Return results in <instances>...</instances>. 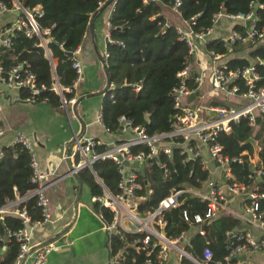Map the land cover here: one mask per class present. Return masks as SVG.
Returning a JSON list of instances; mask_svg holds the SVG:
<instances>
[{
    "label": "trees",
    "instance_id": "16d2710c",
    "mask_svg": "<svg viewBox=\"0 0 264 264\" xmlns=\"http://www.w3.org/2000/svg\"><path fill=\"white\" fill-rule=\"evenodd\" d=\"M0 1L11 9V0ZM14 1L29 11L37 8L41 12L40 16L35 17V22L40 32L48 31L44 38L49 40L46 45L49 59L45 57L43 49L39 46L38 38H26L22 31H14L10 48L0 49V65L4 70H9L11 67L22 64L19 76L33 75L35 85L40 89L39 94L34 97V104L45 103L51 108L62 105L60 96L51 90L55 83L54 78L66 104L72 98L78 99L80 97L76 94L78 87L76 91L71 90L72 83L76 79V72L72 68L74 57H69L67 54H72L78 49L84 37L89 34V18L107 0ZM173 1L112 0L93 20L92 32L94 22L103 11L112 6L108 19L110 42L107 41L105 44L107 57L104 55L100 57L110 87V91L101 95L100 109L101 124L108 134L118 133L117 119L120 116L131 120L133 126L143 128L148 136L168 133L175 122L177 114L172 108L170 91L178 86L176 75L191 64L192 58L188 56L184 43L178 41L174 25L169 24L167 28L163 26L167 7ZM179 1V19L187 22L193 33L206 32L211 25V17L218 13L246 15L252 12L251 6L256 2L261 8H257L253 14L255 29L257 32L264 29V0ZM192 18L193 20H190ZM234 30L242 32L244 28L236 26ZM241 48L242 46L238 44L232 47L234 50ZM207 49L218 55L226 56L227 54L223 43L218 40L207 43ZM248 57L251 61L254 58L264 59V45H253ZM247 65L246 60L237 59L229 60L226 64L228 70L242 69ZM255 68L257 74L263 77L264 67L255 65ZM185 84L193 89V77L187 79ZM257 86H264V80L259 81ZM135 87L139 88L137 92L134 91ZM65 89H69L70 92H65ZM18 93L20 100L29 96L27 89H20ZM262 133V129L254 133L245 120H240L237 124L231 125L229 134H219L216 141L222 148V154L228 158L237 157L242 152L250 156L254 151L249 144H246V141L252 139L260 148L259 143H264V138H261ZM104 150H106L105 146L95 147V152L99 153ZM145 150L141 146H136L131 149V152H145ZM177 152V149H172L171 160L165 161L168 171L165 178L156 165L164 161L160 155L147 160L142 172L137 173L139 189L134 195L145 197L143 202L137 204L138 213L151 212L172 188L194 187L199 189L200 184L207 180V173L200 169L197 161L181 163L183 157H179ZM0 153L2 154L0 158V209H2L14 203L16 199L26 197L34 187L30 183V157L26 149L20 145H11L0 148ZM256 156L263 160L264 150L258 151ZM78 162L79 156L76 154L74 163ZM116 170L117 166L110 161H95L91 165V171L85 169L77 174V178L81 185L88 189L91 199L102 197L103 189L117 196L119 190L116 185L118 181ZM230 171L238 182L250 185L253 183L256 193L264 196V168L260 181L247 180L248 166L246 163L233 164ZM147 190L151 191L150 195L146 193ZM90 204L103 223H111L112 214L108 209L97 202L91 201ZM257 204L258 211L263 214L264 218V198L259 199ZM12 209L18 212L24 211L30 222H41L35 197L22 201ZM204 212V204L186 195L179 200L178 207L162 214L166 237L174 238L180 232L188 231V228L193 225L194 218L202 217ZM183 213L186 214L188 222L183 219ZM239 225L240 222L233 217L219 216L204 228V236L192 235L188 252L201 261L202 249L207 247L211 253V260L208 264L221 262L228 254L225 233ZM22 227L19 216L10 212L0 213V264H16L18 243L6 236L19 231ZM142 236L125 234L129 243L141 239ZM110 245L116 247L120 244L117 238L113 237ZM126 253L129 260H134V264H143V252L136 254L133 249H128Z\"/></svg>",
    "mask_w": 264,
    "mask_h": 264
},
{
    "label": "built area",
    "instance_id": "2783aa9c",
    "mask_svg": "<svg viewBox=\"0 0 264 264\" xmlns=\"http://www.w3.org/2000/svg\"><path fill=\"white\" fill-rule=\"evenodd\" d=\"M151 1L159 2L160 0ZM11 5V9H8L0 1V16L17 11L21 18L2 29L0 49H9L12 33L22 31L26 38H38L39 46L43 49L45 57L49 59V52L46 47L48 42L44 38L48 31L40 32L35 22V17L41 15L39 9L35 8L29 11L14 0H11ZM179 7L180 1L174 0L167 8L180 18ZM252 7L253 5L251 10ZM253 14V11L246 15L218 13L211 17L210 27L202 33H193L189 24L184 21H181V26L174 27V30L178 41L184 43L188 56L192 58L197 53L198 48L206 44L207 37L212 33L218 19L223 17L229 22L236 23V26L244 28L242 32L233 29L221 41L226 50L237 44L250 49L255 44L264 45V29L260 32L256 31ZM248 20L250 23L245 28L244 23ZM163 26L167 28L168 23L165 22ZM106 40L110 42L108 34H106ZM76 52L77 50L72 53V57L75 56ZM207 55V66L200 71V75L198 73L194 76L188 66L176 75L178 86L170 91V96L172 97V108L177 115L168 133L148 136L143 128L133 126L131 120L120 116L117 119L118 135L130 133L132 135L130 141L114 144L98 153L95 152V147H99L101 144L92 138L80 136L74 140L73 148L79 156V162L75 164L74 169L86 166V169L91 171L89 166L95 161H110L117 166L118 181L116 185L119 194L113 196L103 189L102 197L92 199V202L99 203L112 214L111 223L102 222L104 230L109 234L107 246L109 264H134V260H129L127 257L126 251L128 249H133L136 254L143 252V264H166L170 258L173 264H208L211 260V253L207 247L202 249L201 261L194 258L187 249L190 247L192 235L204 236V228L221 215L234 217L240 222V225L225 233L228 254L216 264H237L234 261L238 260L239 257L250 256L255 252L264 254V218L263 214L258 211L257 204V201L263 199L264 196L256 193L253 183L250 185L238 182V179L230 171L231 165L246 163L248 166L247 180H262L264 159L260 160L254 153L249 156L245 152L240 153L237 157L228 158L222 154V148L216 141L219 134H229L231 125L237 124L240 120H245L247 126L253 131L257 126L256 119L262 120V115H264V86H257V83L264 80V75L260 77L257 74L255 65L264 67V59L254 58L242 69L228 70L227 63H220L224 55H218L213 51H208ZM104 57L107 55L104 54ZM72 68L76 72V79L72 83L71 90L76 91L81 69L75 58ZM21 70L22 64L11 67L9 70H4L0 65V83L11 90L27 89L29 96L24 101L34 103V97L39 94L40 89L35 85L32 74L20 77ZM191 76L194 83L193 89L185 84ZM54 81L51 90L60 96L62 105H65L55 78ZM201 88L207 96L205 101H197ZM41 90H43L42 87ZM138 90V87L134 88L135 92ZM64 91L70 92L69 89ZM195 94L197 95L195 96ZM190 97L192 99L189 100ZM75 100L72 98L67 104L72 105ZM97 122L102 126L100 113ZM2 135L3 131L0 129V136ZM12 145L22 146L29 154L30 183L34 187L29 198H36V207L39 209L41 217V222H30L24 211L12 212L13 215L21 218L23 227L17 232L7 234L6 237L13 238L18 243L16 264H19L29 250V230L47 223L49 211L48 200L43 192L45 189L44 177L37 171L30 142L21 134H16L12 140ZM136 146L143 147L146 149L145 152H131V149ZM172 149H177L178 156L183 157L181 163L197 161L200 169L207 173V180L200 184L199 189L194 187L172 188L151 212L138 213L137 204L145 200V197L134 195L135 191L139 189L138 168L146 164L147 160L160 155L164 161L158 162L156 165L165 178L168 174L165 161L171 160ZM202 151H205L206 156ZM1 157L2 154L0 153ZM125 163L127 166H124ZM211 167L219 170L220 173V178L215 182L208 178V175L211 174ZM94 178L100 184L95 176ZM146 193L150 195L151 191L147 190ZM186 195L194 197L204 204L205 212L202 217L194 218L193 225L188 228V231L180 232L174 238H168L164 233L165 222L162 214L178 207L179 200ZM232 200H236L237 205L234 212L229 209ZM182 216L188 222L186 214L183 213ZM98 217L101 220V217ZM202 224H204L203 228H201ZM247 227L256 229L261 235L254 237L244 229ZM125 234L143 236L141 239L129 243ZM113 237L117 238L119 246L111 247L110 240ZM51 250V244L36 250L30 264H45L47 255Z\"/></svg>",
    "mask_w": 264,
    "mask_h": 264
},
{
    "label": "crops",
    "instance_id": "0c3cea01",
    "mask_svg": "<svg viewBox=\"0 0 264 264\" xmlns=\"http://www.w3.org/2000/svg\"><path fill=\"white\" fill-rule=\"evenodd\" d=\"M112 6H109L102 15L94 22L92 41L96 51L93 49L91 37L87 34L74 56L79 63L81 74L77 84V95H95L104 86V75L102 73V63L96 57L105 54L106 34H108L109 14ZM166 9V8H165ZM166 12V11H165ZM164 14V13H163ZM20 15H14L8 12L0 16V44L1 31L11 23L16 22ZM179 19V18H178ZM171 19L164 16L166 23L174 25ZM179 22L180 19H179ZM223 17L213 28V31L207 37L206 44L199 47L197 53L192 57L189 70L195 76L200 75V71L205 69L208 63L207 43L218 40L221 42L236 27ZM181 25H174L178 27ZM259 45V44H258ZM227 49L226 56L220 63H227L229 60H246L250 49L242 47L241 49ZM207 96L205 91L199 89L197 101H205ZM72 105L65 104L57 108H51L45 103H27L20 100L18 90L7 89L0 83V129L3 135L0 136V148L12 145V140L16 134L24 136L31 144L36 163L37 171L44 177L43 185L44 196L48 200L49 221L43 225L35 226L29 230V249L38 246L54 237L62 229L69 226L61 237L51 243L52 250L47 255L45 264H109L108 250L109 234L103 228V223L94 213L91 207V201L88 189L82 185L79 201L76 208V217L73 221L74 199L77 194V184L72 176L69 175L66 165V154L69 164L74 167V157L76 155L73 148V141L77 135L85 138H92L99 142L106 149L114 144L130 141L132 135H112L97 122V117L101 109V96H89L82 99L75 106L76 118L72 111ZM84 126L80 134V124ZM262 129L261 138H264L263 120H258L254 133ZM256 154L261 149L264 150V143L259 146L254 142ZM70 145V146H69ZM68 147V149H66ZM202 153L206 156L205 151ZM132 167V166H131ZM145 166L138 168L141 173ZM211 174L208 178L215 182L220 178L219 170L210 168ZM96 180V179H95ZM85 192L82 194V189ZM31 192L22 199H16L14 203L4 206L0 213H12L13 207L22 201L28 199ZM236 200H232L229 205L231 211H236ZM13 214V213H12ZM231 217V216H230ZM234 218V217H233ZM254 237L261 235L259 231L252 227L244 228ZM35 251L29 255L24 264H30ZM244 258V260H241ZM237 264H264V254L255 252L250 256L239 257L235 260ZM166 264H173L170 258Z\"/></svg>",
    "mask_w": 264,
    "mask_h": 264
},
{
    "label": "water",
    "instance_id": "95a60500",
    "mask_svg": "<svg viewBox=\"0 0 264 264\" xmlns=\"http://www.w3.org/2000/svg\"><path fill=\"white\" fill-rule=\"evenodd\" d=\"M112 2V0H107L95 13H93L92 15H91V17L89 18V21H88V31H89V35H90V37H91V41H92V23H93V20H94V18L96 17V15L98 14V13H100L107 5H109L110 3ZM258 6H259V4L256 2V3H254L253 4V7H252V11H253V13L255 12V10L258 8ZM13 14L14 15H18V12L17 11H14L13 12ZM249 23H250V21L248 20V21H246L245 23H244V26H245V28H247L248 27V25H249ZM47 42H49V40H47ZM92 43V45H93V49H94V51H96V49H95V46H94V42L92 41L91 42ZM69 57H72V54L71 53H68L67 54ZM96 57L98 58V60H100V58H99V56L96 54ZM101 62V61H100ZM102 63V62H101ZM101 68H102V72H103V75H104V86H103V88L101 89V91H98L97 93H95V95H82V96H80V97H78V99H76L75 100V102L73 103V106H72V111H73V114H74V116L76 117V114H75V111H74V109H75V106L79 103V101H81L82 99H85V98H88L89 96H101V95H103L105 92H107V91H110V87H109V81H108V78H107V75H106V70H105V68H104V66H103V64H102V66H101ZM197 94H195V96H196ZM190 99H192V97H190L189 98V100ZM77 118V117H76ZM78 119V118H77ZM258 118L256 119V121L258 122ZM83 129H84V126L82 125V123L80 124V134L82 133V131H83ZM80 137V135H77L76 136V140L78 139ZM74 139V140H75ZM73 143H74V141H73ZM246 144H249L251 147H252V149H253V151H255V146H254V142H253V140L252 139H248L247 141H246ZM70 146V145H69ZM66 149H68V147L66 148ZM66 165H67V169H68V173H69V175L70 176H72V178L75 180V182H76V184H77V194H76V197H75V199H74V214H73V221H74V219H75V217H76V208H77V204H78V201H79V196H80V193H81V188H82V185H81V182L78 180V178H77V174L78 173H81L82 171H84L85 169H86V166H82V167H80V168H78V169H74L70 164H69V162H68V160H67V154H66ZM124 166H127L126 165V163L124 164ZM90 168H91V166H89ZM257 181H260V179H258ZM105 191V190H104ZM204 227V224H202L201 225V228H203ZM68 229H69V226L68 227H66L65 229H62L59 233H57L56 235H54V237H52L51 239H49V240H47V241H44L43 243H41V244H39L38 246H36V247H33L32 249H29L28 250V252L24 255V257H23V259L19 262V264H24V261H25V259L29 256V255H31L34 251H36V250H38V249H40V248H42V247H44V246H47V245H49V244H51V243H53L54 241H56L59 237H61L66 231H68ZM241 260H244V258H241Z\"/></svg>",
    "mask_w": 264,
    "mask_h": 264
},
{
    "label": "rangeland",
    "instance_id": "374dc122",
    "mask_svg": "<svg viewBox=\"0 0 264 264\" xmlns=\"http://www.w3.org/2000/svg\"><path fill=\"white\" fill-rule=\"evenodd\" d=\"M165 17L171 19L170 21L174 25H181V22H179V19H178L177 15L172 13V12H169L168 10H167V12L165 14ZM182 101H184V100H182ZM262 120H263V124H264V115H262ZM84 192H85V187L82 189V194H84Z\"/></svg>",
    "mask_w": 264,
    "mask_h": 264
}]
</instances>
